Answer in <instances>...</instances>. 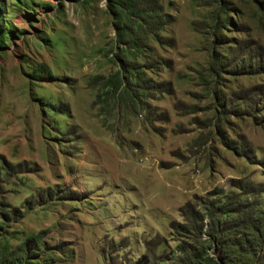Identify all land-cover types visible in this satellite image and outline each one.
Segmentation results:
<instances>
[{
  "label": "rangeland",
  "instance_id": "obj_1",
  "mask_svg": "<svg viewBox=\"0 0 264 264\" xmlns=\"http://www.w3.org/2000/svg\"><path fill=\"white\" fill-rule=\"evenodd\" d=\"M240 203L264 0H0V264H205Z\"/></svg>",
  "mask_w": 264,
  "mask_h": 264
},
{
  "label": "trees",
  "instance_id": "obj_2",
  "mask_svg": "<svg viewBox=\"0 0 264 264\" xmlns=\"http://www.w3.org/2000/svg\"><path fill=\"white\" fill-rule=\"evenodd\" d=\"M242 183L237 185L244 189ZM217 211L211 214L209 231L218 247L214 255L206 257L205 264H264V209L240 203ZM184 260L192 264L196 255L187 252Z\"/></svg>",
  "mask_w": 264,
  "mask_h": 264
}]
</instances>
